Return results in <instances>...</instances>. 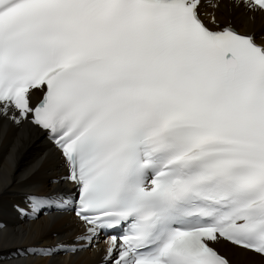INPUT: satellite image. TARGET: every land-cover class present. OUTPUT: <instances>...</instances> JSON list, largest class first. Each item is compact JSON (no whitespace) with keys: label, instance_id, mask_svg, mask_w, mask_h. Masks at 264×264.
<instances>
[{"label":"snow or ice","instance_id":"snow-or-ice-1","mask_svg":"<svg viewBox=\"0 0 264 264\" xmlns=\"http://www.w3.org/2000/svg\"><path fill=\"white\" fill-rule=\"evenodd\" d=\"M258 19L264 0H0V125L53 162L14 205L45 230L0 221V264H264Z\"/></svg>","mask_w":264,"mask_h":264},{"label":"bare ground","instance_id":"bare-ground-1","mask_svg":"<svg viewBox=\"0 0 264 264\" xmlns=\"http://www.w3.org/2000/svg\"><path fill=\"white\" fill-rule=\"evenodd\" d=\"M256 27L262 28L259 19ZM52 165L51 155L42 145L36 144L34 138H29L25 130L0 125V221L37 237L45 230L43 217L31 226L21 223L16 218L14 205L20 203L25 190L44 186ZM93 263L95 256L91 251L69 262Z\"/></svg>","mask_w":264,"mask_h":264}]
</instances>
